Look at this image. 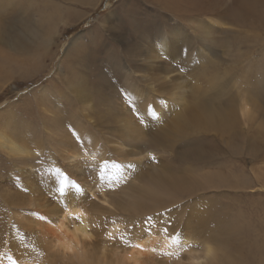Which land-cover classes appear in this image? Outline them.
Returning a JSON list of instances; mask_svg holds the SVG:
<instances>
[{"label":"rangeland","instance_id":"374dc122","mask_svg":"<svg viewBox=\"0 0 264 264\" xmlns=\"http://www.w3.org/2000/svg\"><path fill=\"white\" fill-rule=\"evenodd\" d=\"M220 18H197L214 35L201 43L198 21L193 28L151 0L3 2L0 54L8 74L0 77V135L24 144L29 155L0 146V182H15L20 168L54 167L51 159L59 161L76 146L101 145L108 157L122 158L109 171L115 179L127 173L130 186L93 198L102 208L99 217L116 212L111 196L118 200L126 190L127 198L152 196L158 189L165 193L161 203L122 229L155 218L178 237L194 211L189 230H202V223L215 239L264 244V85L258 86L264 83V29L257 31L260 43L256 31ZM205 112L213 123L196 121ZM193 141L202 142L198 149L209 157L186 158ZM142 158L143 167L137 163ZM177 179L198 185L172 192L167 186ZM20 207L0 199V253L12 259L20 247L40 264H53L23 246L33 231L10 217ZM191 233L199 241L197 231ZM193 244L199 252V243Z\"/></svg>","mask_w":264,"mask_h":264},{"label":"bare ground","instance_id":"6f19581e","mask_svg":"<svg viewBox=\"0 0 264 264\" xmlns=\"http://www.w3.org/2000/svg\"><path fill=\"white\" fill-rule=\"evenodd\" d=\"M5 1L0 0V5ZM151 1L170 16L182 22L188 20L187 24L193 28L194 22L198 21L197 18L204 16L221 17L234 26L256 31L254 41H261L257 31L259 28L264 29V0ZM203 23L199 20L195 28L199 30L203 26V36H200L203 42L201 43H209L214 36L213 31L210 30L209 26H204ZM48 31L49 29L44 30V32ZM172 33L176 35L179 34V31L175 30ZM165 43L167 42L164 40V48ZM202 46L207 49V45ZM156 47L159 48V52H162L159 46ZM3 64H5L4 55L0 54V77L8 74L5 72ZM262 72L264 77V68ZM260 85H264V83L259 82L258 86ZM259 93L264 95L262 87L259 88ZM196 121H204L210 124L214 122V119L205 112L197 114ZM119 122H123V120ZM120 128L124 133L127 131V127L121 126ZM85 138L87 137L85 136ZM124 141L122 140V143ZM201 145L202 142L199 141L191 142L185 157L193 160L209 157L208 154L199 151L198 148ZM0 146L15 156L29 155L24 144L9 140L4 136V133L0 135ZM95 146L90 149L76 146L69 152L64 151L63 147L61 150L66 154L60 155L61 157L59 156L57 162L51 159L54 167L38 169L39 167L30 166L26 169L25 167L20 168L18 169L19 172L16 173L15 182H0V188L4 192H9L5 193V196H9L8 198L0 194L1 201L8 204L16 201V205L21 206L20 208H13L10 217L21 223L23 227L25 225L26 230L33 231L32 235L29 233L31 237L29 236L23 243L26 249L32 251L36 249L38 255H41L43 259H48L53 264H57V262L62 264H254L256 257L257 264L262 263L264 244L255 247L245 242L246 246L241 247L244 242L243 239L230 241L227 236L222 238L218 236L219 239H215L216 236L210 237L211 231L203 227L202 223L199 224L202 230H194L197 231L199 241H194L191 233L194 231L189 230L192 225L190 222L194 217H197L194 216V211L189 213L190 216L185 220L183 230L179 231L178 237L167 230H163L159 225L163 220L160 221V219L155 218L148 222L138 221L128 229H122L124 222H132L131 217L143 215L147 209L161 203V197L165 193L158 189L152 196L148 195L147 192H137V196L127 198L126 196L129 194L127 190L118 200L111 196L112 206L115 207L116 212L109 210L103 214L104 216L108 215V217H99L102 208L96 206L98 204L93 201V198L103 199L116 190L121 192L129 188L130 185L125 179L127 173L120 176L119 179H115L112 176V171H109L112 170L113 165H117L112 161L119 163L122 158L120 159L118 156L113 160L108 157L109 152L103 147L101 148V145L100 147ZM144 159L135 162L142 166L146 162V160L143 161ZM124 169L126 170V167ZM127 177L130 176L127 175ZM101 180L105 184H109L110 187L105 188L106 186L102 185ZM196 185H198L197 181H188L185 184L182 179H177L171 182L167 188L172 192L185 191ZM58 200H60L59 203ZM192 206L195 207V204ZM27 209L29 211L26 213ZM23 210L26 211L23 212ZM74 215L79 216V221L72 219ZM146 225H149L148 229ZM262 225L264 227V222ZM239 227H241L240 223ZM225 229L235 228L227 224ZM204 235L205 238H203ZM250 238L256 242L255 236H250ZM205 239L206 242H204ZM262 241L264 240L262 239ZM195 242L200 245L199 252L195 251L194 245L196 244H193ZM12 248L17 247L12 246ZM18 248L20 249V247ZM19 249L11 252L14 254L12 259L10 256L3 258L5 256L0 253V264H40L33 253V255H25L26 252L24 253L22 249L21 252ZM245 251L248 252L244 254ZM247 254L248 256H245Z\"/></svg>","mask_w":264,"mask_h":264},{"label":"snow or ice","instance_id":"6c2138e0","mask_svg":"<svg viewBox=\"0 0 264 264\" xmlns=\"http://www.w3.org/2000/svg\"><path fill=\"white\" fill-rule=\"evenodd\" d=\"M72 219H74V220H76V221H79L80 218H79V216H75V215H74V216H72Z\"/></svg>","mask_w":264,"mask_h":264}]
</instances>
